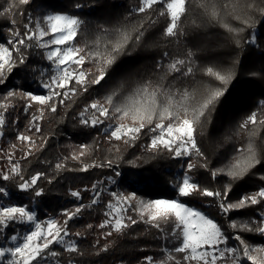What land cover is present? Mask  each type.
Masks as SVG:
<instances>
[{
    "label": "snow or ice",
    "instance_id": "snow-or-ice-1",
    "mask_svg": "<svg viewBox=\"0 0 264 264\" xmlns=\"http://www.w3.org/2000/svg\"><path fill=\"white\" fill-rule=\"evenodd\" d=\"M33 2L9 0L0 8V17L8 19L13 26L7 28L9 38L6 43L0 42V86L9 82L16 69L29 66V53L33 48L42 51L43 59L49 65L47 70L32 68L33 72L39 73V85L45 94L10 89L3 93L0 102V136L8 124L6 116L9 109L15 108L16 99L26 101L25 114L33 104L37 106L26 131L16 135L20 147L14 143L9 145L8 151L0 150V157L6 158L8 164L6 171L0 169V264H84L76 257H83L85 252L79 247L78 240L71 238H79L81 232H72L69 222L78 219L85 209L101 202L103 192L107 191L101 187L105 181L109 184H116L118 180L125 183L127 176L114 170L112 157L102 162H85L86 156L102 150L100 140L92 145L81 144L76 151L55 163L56 173L108 168L113 169L114 174L91 185L93 196L90 204L81 203L72 210H62V221L53 217L41 219L37 210L24 204L23 199L24 196L42 197L45 190L39 187L38 182L47 179L51 184L55 177H49L46 172L26 176L20 161L28 160L48 146L49 138L43 134L40 123L45 113L56 114L61 106L69 109L72 104L68 101L75 102V98L88 93L92 86L107 84L113 78L117 62L143 46L147 33L160 17L167 20L163 39L168 43L175 42L178 49L190 35L189 28L195 34L214 26L222 28L236 48H259L258 32L264 28V0H139L140 6L135 12L144 14L143 19L133 22L126 17V23L112 28L100 25L94 40H88L85 34L84 44L76 42L85 24L79 15L51 10L40 12L34 19L21 7ZM157 5L161 7L157 9ZM73 7L79 11L88 5L76 2ZM153 12L156 18H153ZM17 13L23 18V31L17 26ZM189 16L192 17L190 24L186 23ZM231 21L242 27H235ZM48 37L50 39H46ZM195 58L196 52L191 48L175 55L165 51L156 62L155 78L118 80L104 97L92 100L80 110L78 122L83 127L97 129L111 145L108 151L112 152L114 148L116 160L122 159L121 148L113 145V141L134 147L142 135H150V142L144 150L154 157L167 152L172 159L188 158L185 173L173 184L178 197L198 195L212 198L225 216L233 211L256 207L257 217L239 223L230 220L233 235L229 236L217 220L179 198L145 200L135 191H111V200L103 213L106 218L97 227L107 229L104 237L114 233L126 236L128 229L141 222L156 229L159 233L156 238L163 242L160 245L162 258L147 255L139 258L137 264H264V245L249 243L240 234L248 232L264 237V186L236 201L229 198L234 184L246 177L258 176L264 181V174H261L264 172V99L233 133L237 137L242 136L243 143L235 149L229 162L221 168L210 167L211 161L199 146L197 134L198 131L202 134L200 130L205 122L211 125L216 109L229 88L234 86L238 74L232 67L209 64L199 69L207 79L197 80ZM233 63L238 64L239 60ZM86 64L91 67H85ZM249 75L264 78V69ZM182 78H192V84L177 86V81ZM12 123L17 124L18 119ZM225 139L230 140L231 137ZM18 150L23 151L19 160L15 159ZM69 159L78 162L80 167H69ZM129 164L137 167L135 161H129ZM115 167L119 165L115 164ZM197 167L210 172L213 180L219 182L218 178L227 177V182L218 190L203 187L188 174ZM133 175L139 176L138 173ZM3 182L13 183L15 192ZM70 195L77 200L83 199L79 190L70 191ZM6 198L11 199L6 202ZM129 211L134 212L138 219L129 215ZM92 228V224L86 225V229ZM232 241L237 243L232 244ZM169 244L172 246L168 247ZM92 247L95 249L92 254L99 256L109 251L112 242L100 248L95 244ZM65 254L66 260L62 259Z\"/></svg>",
    "mask_w": 264,
    "mask_h": 264
},
{
    "label": "trees",
    "instance_id": "trees-1",
    "mask_svg": "<svg viewBox=\"0 0 264 264\" xmlns=\"http://www.w3.org/2000/svg\"><path fill=\"white\" fill-rule=\"evenodd\" d=\"M76 2L88 5L77 11L73 5ZM9 3V0H0V8ZM48 6H52L49 8ZM140 6L139 0H34L32 4L21 6L27 13L33 15L35 19L42 11H66L79 15L85 21L82 26V33L77 37L78 44H84L85 34L88 40H94L96 33L99 31L98 26L104 25L109 28L126 23V17L130 21H139L144 18V14H137L135 9ZM157 9L161 5L155 6ZM15 11V9H14ZM156 18V13H152ZM17 26L23 31V18L16 14ZM259 19V17H257ZM192 17L189 16L186 23L190 24ZM235 27H242L236 21H231ZM167 24L164 17L159 18V22L150 29L142 47L133 51L131 56H123L114 66L115 72L113 78L104 84L92 86L88 93H84L75 98V102L68 101L72 106L69 109L59 107L58 113H45V118L41 121L43 134L49 138L48 146L43 151H37L35 155L30 156L28 160H21L22 166L25 168V175L30 176L36 172H46L49 177H55L53 183L49 184L47 179H41L39 187L45 190L44 195L39 198H29L24 196L23 203L27 204L33 210H37L41 219L53 217L63 220L61 216L62 210H72L77 204H90L93 193L90 191L91 185L96 181H105V178L112 176L114 170L126 174L125 183L109 184L105 181L101 187L107 189L101 196V202L91 208L85 209L78 219L69 222L72 232H81L79 238L73 236L74 240H78L79 247L84 250L83 257H76L82 260L84 264H137L139 258L151 255L156 259L162 258L160 245L163 243L156 237L159 235L156 229L150 228L144 223H138L128 229V235L104 237L103 233L107 229H100L97 226L106 218L103 213L106 210L105 205L111 200L110 192H132L135 191L137 196L142 199H177L184 203L200 209L208 216L217 220L225 232L231 236L233 229L229 227V221L237 223L249 218L257 217L258 211L256 207H248L241 211H233L225 216L220 213L216 207V201L209 197H178L177 190L173 184L178 182L186 171L188 158L172 159L167 152L153 156L152 153L145 151L146 145L150 142V135H142L136 142L134 147H126L121 142L113 141V145L121 148L122 159H115V150L112 152L108 149L111 145L104 140L103 135L94 128L83 127L79 124L78 114L86 104L92 100L101 99L120 79H140L152 76L156 72V62L165 51L171 54H177L178 51L191 48L196 52V79H207L202 75L199 69L206 65L212 64L218 67H232L237 75L234 86L229 88L228 93L222 99L219 107L216 109L212 117L211 125L205 122L202 134L198 131L197 140L202 151L211 161L210 167L221 168L229 162L235 154V149L243 143V137L233 135L239 123L257 108L260 100L264 99V78L251 77L249 74L253 71L259 72L264 69V28L258 32L259 48L245 47L239 49L234 46L231 39L219 26L208 27L200 30L198 33L190 35L186 42H182L179 49L175 42L168 43L162 37V32ZM13 27L9 20L0 17V42H5L9 38L7 28ZM251 31V29H249ZM247 33H245L246 35ZM29 66L27 68H18L11 76L9 82L0 86V102L3 99V93L10 89L30 91L35 94H45V90L39 85V73L33 72L32 68L47 70L48 62L43 59L42 51L31 49L29 53ZM239 60L238 64L233 62ZM85 67L90 68V64ZM171 79V78H170ZM213 83H216L213 81ZM103 84V82H102ZM192 84V78H182L177 81V86H189ZM15 108L9 109L6 116L8 124L0 136V150L8 151L10 144H17L16 135L19 132H25L32 113H36L37 106L35 104L29 109V113H24V105L26 101L16 99L14 101ZM17 124H13V120H17ZM225 137H231L226 140ZM101 141V149L94 151L91 155L84 158L85 162H102L105 158L112 157L114 159V170L108 168H92L87 172L79 171H61L56 173L54 170L55 163L69 156L70 153L76 151L81 144L92 145L96 140ZM40 141L38 140L37 143ZM23 151L15 152V159L19 160ZM140 157L139 160L136 158ZM197 160L196 157H192ZM42 161H50L51 163H43ZM129 161H135L137 167L133 168ZM203 161H199L202 163ZM71 168H79L78 162L67 161ZM118 164L119 167H115ZM7 159L0 157V169L7 170ZM138 173L139 176H134ZM195 180L199 181L203 187H209L213 190L222 189L227 177L213 180L210 172L203 168L197 167L191 173H188ZM261 174H264L262 172ZM10 191L15 192L13 183L3 182ZM264 186V181L258 179V176L246 177L236 182L232 188L230 199L238 200L241 196L257 190ZM87 189V190H86ZM81 191L82 200H77L70 195V191ZM7 199L11 198H6ZM38 201L34 203L33 201ZM135 217V213H129ZM138 219V217H135ZM87 224H92V229H86ZM167 227V226H165ZM249 243L256 245H264V237L254 233H240ZM112 242L109 251L101 253L99 256L93 255L95 251L93 245L97 248L103 247ZM232 244L237 242L232 241ZM172 245L169 244L168 247ZM67 259V254L62 258Z\"/></svg>",
    "mask_w": 264,
    "mask_h": 264
},
{
    "label": "rangeland",
    "instance_id": "rangeland-1",
    "mask_svg": "<svg viewBox=\"0 0 264 264\" xmlns=\"http://www.w3.org/2000/svg\"><path fill=\"white\" fill-rule=\"evenodd\" d=\"M46 39H50V37H48V38H46ZM131 212H132V211H129V213H131ZM129 213H128V214H129ZM132 213H134V212H132Z\"/></svg>",
    "mask_w": 264,
    "mask_h": 264
}]
</instances>
